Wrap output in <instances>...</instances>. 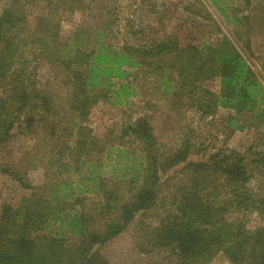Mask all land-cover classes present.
Listing matches in <instances>:
<instances>
[{
  "label": "trees",
  "instance_id": "obj_1",
  "mask_svg": "<svg viewBox=\"0 0 264 264\" xmlns=\"http://www.w3.org/2000/svg\"><path fill=\"white\" fill-rule=\"evenodd\" d=\"M208 2L223 24L206 8V40L191 44L172 31L130 46L112 42L105 24L62 36L56 15L64 8L71 15L80 9L79 0H8L0 13V148L17 127L30 131L44 118L58 116L49 89L32 75L36 64L46 62L64 75L66 121L77 138L57 158L68 156L71 165L64 163L61 171L74 169L77 179L53 182L17 206L0 208V264H107L97 248L119 236L137 215L159 206L164 215L146 239L145 251L158 258L157 264H211L217 256L228 264H264V155L250 160L248 153H232L188 164L182 179L174 178L173 195L165 198L159 168L184 163L189 145L160 165L152 129L137 119L121 129L119 140L133 137L142 149L124 153L122 145L105 146L106 172L94 156L100 151L97 140L81 127L99 102L125 105L140 88L138 79L152 80L160 100L187 105L201 117L222 109L264 122V59L256 69L249 49L240 48L235 33L227 30L241 22L226 0ZM38 3L46 5L47 16L31 30L25 8ZM214 81L217 94L203 88ZM90 197L98 199L91 201L98 213L84 212ZM253 217L259 221L254 227Z\"/></svg>",
  "mask_w": 264,
  "mask_h": 264
},
{
  "label": "rangeland",
  "instance_id": "obj_2",
  "mask_svg": "<svg viewBox=\"0 0 264 264\" xmlns=\"http://www.w3.org/2000/svg\"><path fill=\"white\" fill-rule=\"evenodd\" d=\"M226 2L241 22V26L227 30L235 33L240 48L245 45L249 49L252 65L258 69L259 62L264 59V0ZM7 3L8 0H0V13ZM79 8L71 15L64 8L56 15L57 19H61L62 36H70L81 26L96 28L105 24L110 26L109 39L114 43L136 46L173 31L172 34L181 41L194 44L199 39L206 40L207 36L203 33L208 32L209 23L202 16L206 8L214 19L222 23L208 0H79ZM25 13L28 28L32 30L38 19L47 16V7L44 3L30 5L25 8ZM213 38L208 42H212ZM34 68L32 75L38 81V86L49 89L59 114L44 118V122L38 123L30 131L22 132L17 127L14 137L0 148V208L5 204L17 206L23 197L39 193V188L53 182L77 179L74 169L61 171L64 163L71 165L68 156L57 158V152L65 145L73 146L77 138L76 130L66 121L68 105L64 75L46 62L38 63ZM153 83L149 79H138L140 88L125 105L112 107L108 102H99L82 122L81 127L88 129L97 140L100 151L94 156L103 171H110L108 164L106 167L101 164L105 146L122 145L124 153H138L142 149L143 146L133 137L119 140L121 129L137 119H145L150 125L156 143L155 153L161 157L160 165L186 144L189 145V154L184 163L171 168L164 165L159 168L161 197L170 198L173 195L174 178L179 182L178 179H182L180 173L188 164L208 163L212 156L222 158L232 153H248L250 160L264 155V122H256L254 116L250 115L236 117L234 113L222 109H217L210 117H201L199 113L188 109L187 105L180 108L174 102L160 100ZM203 88L217 94L218 82L204 84ZM239 126L241 130L236 128ZM122 156L119 167L125 162L126 157ZM14 173L16 176H13ZM20 181L28 185L29 189L22 188ZM255 184V180L250 183L251 187ZM97 200L96 197H90L85 201L84 212L98 213L99 209L91 205V201ZM159 207L137 215L119 236L97 248L107 264H157L158 258L150 259L145 251L148 249L146 239L164 215ZM258 224L259 221L253 217L250 225L254 227ZM211 264L228 263L217 256Z\"/></svg>",
  "mask_w": 264,
  "mask_h": 264
}]
</instances>
